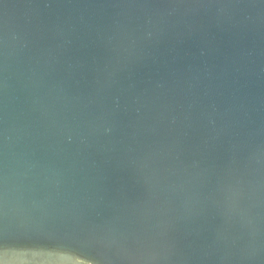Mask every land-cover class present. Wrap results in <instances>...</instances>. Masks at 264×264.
<instances>
[{
	"label": "water",
	"instance_id": "water-1",
	"mask_svg": "<svg viewBox=\"0 0 264 264\" xmlns=\"http://www.w3.org/2000/svg\"><path fill=\"white\" fill-rule=\"evenodd\" d=\"M264 264V0H0V264Z\"/></svg>",
	"mask_w": 264,
	"mask_h": 264
},
{
	"label": "snow or ice",
	"instance_id": "snow-or-ice-1",
	"mask_svg": "<svg viewBox=\"0 0 264 264\" xmlns=\"http://www.w3.org/2000/svg\"><path fill=\"white\" fill-rule=\"evenodd\" d=\"M78 264H79V262H78Z\"/></svg>",
	"mask_w": 264,
	"mask_h": 264
}]
</instances>
